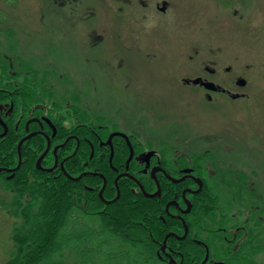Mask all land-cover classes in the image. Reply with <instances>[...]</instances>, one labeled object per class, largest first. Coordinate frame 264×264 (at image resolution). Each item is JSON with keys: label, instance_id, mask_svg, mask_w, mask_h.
<instances>
[{"label": "rangeland", "instance_id": "rangeland-1", "mask_svg": "<svg viewBox=\"0 0 264 264\" xmlns=\"http://www.w3.org/2000/svg\"><path fill=\"white\" fill-rule=\"evenodd\" d=\"M77 1L70 15L56 1L0 0V56L29 61L55 87L65 71V90L86 91L80 103L124 129L145 123L159 141L186 139L207 148L210 160L224 157L246 177L241 194L229 179L219 186L225 203L245 200L264 216V0H146L167 2L164 14L137 0L126 10L119 0ZM212 61L246 80L243 97L181 92L176 81L204 75ZM8 197L0 186V264L16 220L1 204ZM75 256L61 259L81 264Z\"/></svg>", "mask_w": 264, "mask_h": 264}, {"label": "flooded vegetation", "instance_id": "flooded-vegetation-1", "mask_svg": "<svg viewBox=\"0 0 264 264\" xmlns=\"http://www.w3.org/2000/svg\"><path fill=\"white\" fill-rule=\"evenodd\" d=\"M46 1L65 6L68 12L62 9V13L70 15L75 14L79 5L77 0ZM119 1L123 10L133 3ZM137 1L144 9L153 6L161 14L169 8L167 2L149 5L146 0ZM11 58L0 56V142L11 138L16 142L12 161L9 151L10 159L0 161V177H13L29 159L27 154L33 152L34 171L43 179L58 177L71 182L68 184L79 205L96 216L109 213L123 192L136 199L162 202L163 212L172 222L163 239L157 241L154 253L163 254L171 264H183V254H195L183 248H190L192 244L198 246V254H202L201 261L196 264H228L221 259L224 256L219 255L227 251L238 255V260L244 256L254 258L264 242V216L257 213L252 203H225L216 180L222 183L225 179H240V175L224 157L213 160L211 156L210 160L207 148L196 149L197 145L186 139L159 141L153 128L146 129L145 123L124 129L112 117L92 113L85 101L82 105L79 100L84 98L86 91L78 94L81 90H65V71L58 75L61 81L56 82L55 87L50 80L38 79V69L29 65V61L17 64ZM214 63L212 61L210 67L203 66L204 75L200 72L180 77L176 82L180 89H185L181 92L198 91L209 100L214 96H220L221 100L243 97L245 94L240 88L245 86L246 80L234 74L231 66L220 67ZM198 78L201 81L194 82ZM207 82L213 87H206ZM31 97L35 102L26 104ZM82 142L87 147L84 146L81 164H68L83 148ZM119 147L122 149L120 158ZM235 188L241 194L240 187H234V193ZM212 190L218 191L216 228L220 241L211 238L214 232L206 225L201 234L190 232L193 220L198 217L209 223L208 193ZM243 245L250 249V254H241ZM177 255L181 257L179 261Z\"/></svg>", "mask_w": 264, "mask_h": 264}, {"label": "trees", "instance_id": "trees-1", "mask_svg": "<svg viewBox=\"0 0 264 264\" xmlns=\"http://www.w3.org/2000/svg\"><path fill=\"white\" fill-rule=\"evenodd\" d=\"M33 102L35 101L31 97L26 104ZM15 142V138L0 142L2 163L10 159L8 151L12 161ZM81 145V151L72 156L68 164H81L87 147L83 142ZM118 150L120 158L122 149L119 147ZM27 158L29 159L23 162L13 177H0V186L9 195L1 204L16 219L12 224L7 264H64L61 255L65 251L73 254L75 259V254H81V264H120L119 261L122 264H171L163 254L154 253L157 241L163 239L172 222L164 214L162 202L136 199L130 193L123 192L109 213H99L96 216L88 212L87 207L85 210L79 205L68 184L71 182L61 181L58 177L41 178L34 171V153H28ZM238 175L240 179L230 181L231 187L237 186V183L244 184L246 177L239 172ZM216 182L220 186L222 183L226 184V179L222 183L218 180ZM208 198L207 217L210 224L198 217L193 220L190 232L201 234L206 225L214 232L211 238L219 240L216 228L218 191H210ZM241 203L248 204L245 200ZM257 244L260 245V242ZM262 245L263 242L256 255L263 250ZM242 247L241 254H250L248 247ZM183 248L195 253L183 254V264L201 261L202 254H198V246L192 244L190 248ZM217 249L219 250L216 244ZM219 255L224 256L221 259L228 264H257L256 255L254 258L244 256L240 260L232 251ZM176 258L177 261L181 259L178 255Z\"/></svg>", "mask_w": 264, "mask_h": 264}, {"label": "water", "instance_id": "water-1", "mask_svg": "<svg viewBox=\"0 0 264 264\" xmlns=\"http://www.w3.org/2000/svg\"><path fill=\"white\" fill-rule=\"evenodd\" d=\"M199 80L201 81V79H199V78L195 79L194 82H198ZM205 86L209 87V88L213 87L212 83H209V82L205 83Z\"/></svg>", "mask_w": 264, "mask_h": 264}]
</instances>
